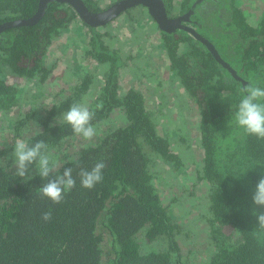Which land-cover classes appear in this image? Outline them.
<instances>
[{
	"label": "trees",
	"instance_id": "16d2710c",
	"mask_svg": "<svg viewBox=\"0 0 264 264\" xmlns=\"http://www.w3.org/2000/svg\"><path fill=\"white\" fill-rule=\"evenodd\" d=\"M39 1L0 0V24L33 16ZM84 1L90 10H102L96 0ZM164 1L169 13L176 6L183 13L195 0ZM193 16L197 31L201 35L204 31L203 36L215 44L237 75L187 31L161 30L160 46L169 69L198 107L202 163L198 157L190 161L209 200L199 218L205 220L203 232L211 250L201 264H264V233L256 229L253 215L264 212V207L252 199L264 178V140L246 135L234 120L245 88L249 84L264 88V17L251 23L235 0H203L194 6ZM76 22L88 29L94 59L106 68L100 92L88 107L93 113L91 123L95 126L115 110L122 112L124 123L73 154L63 152L66 140L76 136L63 113L74 103L82 104L93 82L89 71L67 96L46 107L44 115L35 117L32 111L17 122L18 131L27 119H37L38 130H32L25 142L31 146L43 141L52 160L60 164L47 179L37 175L35 164L23 179L11 170V161L0 164V264H191L179 239L186 231L171 210L179 204V191L165 192L156 171L160 161L167 166V174L186 165L176 149L187 135L172 145L170 136L178 129L160 131L161 116L155 113L160 114L162 107L150 109L144 93L134 87L121 92L119 75L126 60L105 40L110 34L101 30L108 24L93 27L70 4L51 1L36 24L2 31L0 111L11 109L19 100V89L7 81V72L27 79L44 72L46 77L45 50ZM234 50H239L235 59ZM214 77L219 78L215 83ZM167 116L172 121V115ZM7 149L0 153L12 151ZM100 161L106 165L102 181L92 189L82 187L80 171H90ZM67 168L73 170L75 186L65 192L60 204H53L39 194V188ZM46 212H51L48 221L42 219ZM142 237L148 243L163 240L165 246L143 251Z\"/></svg>",
	"mask_w": 264,
	"mask_h": 264
},
{
	"label": "rangeland",
	"instance_id": "374dc122",
	"mask_svg": "<svg viewBox=\"0 0 264 264\" xmlns=\"http://www.w3.org/2000/svg\"><path fill=\"white\" fill-rule=\"evenodd\" d=\"M96 1L98 7L104 9L116 0ZM235 2L247 12L251 23L256 24L264 17V0H235ZM130 9L129 12H123L109 22L101 32L110 34L105 36L106 42L110 47L119 50L122 59L126 60L119 75L121 92L134 87L144 93L150 109L162 107L160 114L155 113L159 115V118L161 116L160 121L156 118L159 121L157 125H159L160 131L165 134L178 129V131H174L176 134L170 136L172 145L181 141L179 140L181 135H187V141L176 149L181 158L185 160L186 165L180 171L173 169L170 174H167V166L160 161L156 171L162 183L159 186L164 187L165 192L166 190L179 191V204L172 206L171 210L174 211V216L181 223L183 229L189 233L183 232L179 236L182 250L188 255L191 264H201L203 260L210 257L211 250H207L209 240L204 237V234L207 236L203 232L205 220L199 218L202 212L207 211L209 200L204 183L198 180L195 168H193L195 167L194 163L192 160L190 161V158L194 157H198L196 160L199 163L202 160V150L198 141V107L195 100L189 96L169 69L167 54L160 46L163 32L158 24L150 13L148 15L145 7L140 5ZM181 14L183 13L180 12L179 7H172L171 16L175 17ZM88 32L81 22H76L52 40L44 54V66L48 70L45 73L46 77H43L44 72L39 74L43 79L40 76L27 79L26 77L13 76L7 72V81L15 84L19 89V100L11 109L0 111V151L12 147L11 152L0 153V164H7L11 161V170H16L13 155L16 140L25 141L32 130L36 131L38 127L37 119H27L26 123L21 125L17 131L15 129L17 122L26 118L32 111H35V115L37 114L35 117L44 115L46 107L52 106L54 102L67 96L71 87L81 80L88 71L92 74L93 82L84 96L82 105L90 107L91 102L98 96L104 83L106 68L94 59L95 53L89 44L91 35ZM238 52L239 50H234L232 57ZM226 58L231 59V56L227 54ZM233 58L235 59V57ZM167 114L172 115V121L170 117H165ZM165 119L166 121L163 123ZM123 123L122 112L115 110L107 119L94 126L96 135L92 140H85L77 135L68 138L63 152L73 154L84 144L98 141L102 135ZM198 162L197 164L200 166ZM59 164L57 161L55 169L59 167ZM165 177H169V179L166 180ZM185 190L188 192L184 193ZM191 192L193 193L188 194ZM103 218L102 213L100 220L102 221ZM142 238L143 251L160 249L165 246L163 240L148 243L145 242L147 240L144 237Z\"/></svg>",
	"mask_w": 264,
	"mask_h": 264
},
{
	"label": "clouds",
	"instance_id": "9594fccd",
	"mask_svg": "<svg viewBox=\"0 0 264 264\" xmlns=\"http://www.w3.org/2000/svg\"><path fill=\"white\" fill-rule=\"evenodd\" d=\"M217 79L219 78L214 77L213 83ZM244 91L246 95L238 104L234 116L235 123L246 135L264 140V88L249 84ZM223 95L225 94L223 93ZM92 118L93 113L89 111L88 107L78 103H74L63 113V120L70 125L72 132L85 140H92L96 135V129L91 123ZM13 155L15 157L16 175L22 179L28 175L30 165H36L37 175L43 179H47L57 166L48 154L47 145L43 141L30 146L24 140L17 139ZM105 167V163L100 161L90 171L81 170L79 175L82 187L92 189L97 183L101 182L103 179L102 170ZM72 171V168H67L62 174L49 179L47 183L39 188V194L49 199L53 204H60L65 192L71 191L75 186L76 182ZM252 199L256 206L264 207V178H261L256 185ZM253 215L258 221L256 229L260 233H264V212L254 211ZM42 219L45 221L50 220L51 212L44 213Z\"/></svg>",
	"mask_w": 264,
	"mask_h": 264
},
{
	"label": "water",
	"instance_id": "95a60500",
	"mask_svg": "<svg viewBox=\"0 0 264 264\" xmlns=\"http://www.w3.org/2000/svg\"><path fill=\"white\" fill-rule=\"evenodd\" d=\"M51 1L70 4L77 11L80 18L93 27L105 26L128 9L142 5L147 8L151 17L157 22L161 30L168 33H173L177 30L187 31L193 37L201 40L214 57L221 62L224 67L236 75L235 69L222 58L215 44L201 35L193 26L187 24L191 21L190 15L194 12V6L198 1L194 3L187 13L174 17L168 12L164 0H116L108 7L99 11L90 10L84 0H40L38 10L33 16L1 23L0 33L10 27L36 24L44 15L47 5ZM238 78L240 79V77Z\"/></svg>",
	"mask_w": 264,
	"mask_h": 264
},
{
	"label": "flooded vegetation",
	"instance_id": "af4514ba",
	"mask_svg": "<svg viewBox=\"0 0 264 264\" xmlns=\"http://www.w3.org/2000/svg\"><path fill=\"white\" fill-rule=\"evenodd\" d=\"M197 1H198V2H197ZM195 2H197V4H198V3L203 2V0H195L194 3H195ZM194 3H193L192 5H194ZM197 4L195 5V7L197 6ZM191 8H192V6H191ZM191 8H190V9H191ZM188 11H189V10H188ZM188 11H187V12H188ZM187 12H183V13H187ZM190 20H191V21H189L188 23L191 24V25L193 26V28L199 30V27L196 25V23H198V22H197L196 18L193 16V13L190 15ZM200 26H201V25H200Z\"/></svg>",
	"mask_w": 264,
	"mask_h": 264
}]
</instances>
